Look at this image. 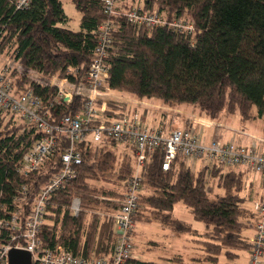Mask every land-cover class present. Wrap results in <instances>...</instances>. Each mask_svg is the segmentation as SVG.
Here are the masks:
<instances>
[{
	"label": "trees",
	"instance_id": "1",
	"mask_svg": "<svg viewBox=\"0 0 264 264\" xmlns=\"http://www.w3.org/2000/svg\"><path fill=\"white\" fill-rule=\"evenodd\" d=\"M72 2L82 14L79 31L65 27L68 19L60 0H31L23 9L16 7L15 0H0V55L18 68L21 65L49 78L86 82L96 32L104 19L103 0ZM139 7L169 21L189 20L196 32L191 35L168 26L139 27L117 20L106 61L109 82L103 90L129 94L140 102L190 105L211 120L238 113L243 121H264V0H143ZM8 79L17 92L32 91L39 97L52 122L83 111L82 98L58 104L56 87L40 84L16 69ZM127 109L124 104L110 102L105 115L119 118ZM15 119L10 112L0 110V218L17 209L26 214L61 166L57 154L36 172H19L25 155L45 134ZM117 146L114 141L79 146L83 162L77 177L47 202L38 235L44 248L63 246L77 256L111 258L117 241L114 215L124 197L121 187L135 167L134 150L126 145L131 153H122L119 158ZM66 147V137L62 136L59 152ZM163 158L162 150L150 156L142 190L148 186L152 194L142 191L134 221L148 213L153 221L174 232L194 234L190 224L173 216L175 206L182 203L195 221L208 227L205 255L190 264H220L221 256L226 264H233L239 257L237 251L251 250L250 240L243 235L253 218L240 196L244 174L217 165L195 171L181 156L164 171ZM212 182L224 190L223 195L212 198ZM24 187L28 196L13 204L15 198L22 197ZM75 199L81 203L78 215L71 211ZM10 233L0 230V243H10ZM181 263L180 258L160 263L132 256L125 264Z\"/></svg>",
	"mask_w": 264,
	"mask_h": 264
},
{
	"label": "built area",
	"instance_id": "2",
	"mask_svg": "<svg viewBox=\"0 0 264 264\" xmlns=\"http://www.w3.org/2000/svg\"><path fill=\"white\" fill-rule=\"evenodd\" d=\"M30 3L31 0H15L18 9L27 8ZM102 12L104 19L96 32L97 44L93 62L86 73V82L73 83L69 79L56 77L47 80L38 72L27 70L21 65L22 68L13 66L20 74L40 84L56 87L58 91L55 101L58 104L69 103L74 97L82 98L84 108L81 113L63 116L52 122L39 97L32 91L17 92L8 79L7 70L0 71V110L10 112L22 123L35 126L45 134L25 155L19 172L24 175L36 172L57 154H60L61 162L59 171L43 185L26 214L17 209L5 218H0V230L11 231V242L0 243V264H8V254L13 248L30 252L33 262L37 264H125L133 256V234L136 228L134 216L140 208L143 173L150 156L157 150L164 153V171H169L177 157L181 156L193 170H196L198 162H203L202 167L239 166L264 179L262 141L245 146L235 142L223 143L215 138L206 144L194 128H174L165 134L163 130L150 128L145 123L138 112L143 107L120 102L114 98L111 90L102 89L109 82L106 61L113 45L117 20H126L139 27L168 26L176 32L191 35L196 32L194 23L185 19L169 21L157 12H146L139 6L128 9L121 5V0H103ZM110 102L124 104L128 109L119 118L110 119L105 115ZM62 136L66 137L67 147L59 152ZM109 141L130 146L135 153L134 173L126 183L121 208L114 215L117 241L113 255L111 258L83 257L63 246L44 248L38 235L47 212V202L52 194L77 177L78 168L83 162L79 146L82 143L102 144ZM23 196H28L27 187L23 188L22 197L13 200V204L20 203ZM80 205L79 199L73 201L71 211L74 215L79 214ZM255 211L258 219L254 226L255 236L251 240L248 264H262L264 256V201L256 202Z\"/></svg>",
	"mask_w": 264,
	"mask_h": 264
},
{
	"label": "rangeland",
	"instance_id": "3",
	"mask_svg": "<svg viewBox=\"0 0 264 264\" xmlns=\"http://www.w3.org/2000/svg\"><path fill=\"white\" fill-rule=\"evenodd\" d=\"M60 1L63 4V8L68 19L65 24V27L73 31H79L81 26V19H82L81 12L76 8L72 0H60ZM121 5L124 6L125 8L131 5H134V7L143 6V0H121ZM13 66L16 67V64L13 63L12 61H9L7 58L3 57L2 55H0V71L6 69L9 75L13 71V69H15L13 68ZM42 77L46 78L47 80L51 79L43 75ZM112 94L113 96L115 95L114 98L120 102H125L130 105L140 106L144 108L162 110V108L160 107L153 106L149 103L140 102L129 94H125V93L121 94V93H113V92ZM150 102L154 104H161V102L156 100H151ZM180 108L187 110L189 112H196L195 110H193V108L190 107L189 108L180 107ZM138 112L142 113V115L145 116V119H147V121L145 122H147L148 126H151V128L153 126L156 128H160L162 123H166L167 126H169L171 121L180 129L187 128L185 127V121L181 118H178L177 120L173 121L171 118H164L161 114H158L154 111L138 110ZM252 114L253 115L256 114L255 108L252 110ZM188 116L190 117V115ZM15 121L17 123H22L18 118H16ZM202 121L205 122L204 119H202ZM221 122L227 124L232 128L245 131L246 133L254 136H264V121L262 119L251 118L250 120L243 121L241 120V117L238 113H234V114H224V116H222L221 118ZM194 130H196L197 134L203 135L202 138L204 142H205L204 140L205 138H210L212 136L209 130L203 126H199V127L195 126ZM230 142H235L237 144L248 146L247 143L245 142H239V143L237 141H230ZM115 149L118 155L120 156L119 158H122V155L124 153L130 152V150L124 144H120L119 147L117 146V148ZM202 165L203 162H198L195 168L196 171L201 170ZM231 170L244 173L245 185H244V189L240 192V196L245 200L243 206L256 215V218L253 219V223L255 225L258 219L257 212L255 211V204L258 201H264V180L258 174L254 173L253 171L247 168H243L239 166L225 168V171H231ZM96 184L100 185L101 183H96ZM212 185H213V189H212L213 193L211 195L212 198L224 194V190L219 186H217V183L212 182ZM125 188H126V183L122 185L121 190L125 191ZM142 191L144 194H152V189H150V187L148 186H144ZM98 215L101 214L98 213ZM173 216L175 218L184 220L185 222L189 223L194 229V232L195 230H197V232L208 231V227L206 226V224H204L203 222L195 221L191 214V210L182 203H179L175 206L173 211ZM243 235L244 237H248V239L251 242L252 238L255 235V229L252 226H249L246 229H244ZM189 237L190 239H197V237L194 235L176 233L172 229L166 227L164 224H161L160 222L157 221H153L152 218L149 216V214L145 213L144 216L142 215L139 218V222L136 223L135 234L133 236L134 238L133 256H135L136 258L142 261L165 263V259L170 257L171 250H178L179 252L182 253L184 260L183 263L181 264H190L192 262L191 260L192 258H201L204 253L202 248L198 247L197 245L186 244V239H189ZM189 245H191V247ZM237 254L239 255V257L235 261L237 264H248L251 256V250L237 251ZM261 262L262 264H264V256L262 257ZM225 263H226V258L224 256H221L220 264H225Z\"/></svg>",
	"mask_w": 264,
	"mask_h": 264
},
{
	"label": "crops",
	"instance_id": "4",
	"mask_svg": "<svg viewBox=\"0 0 264 264\" xmlns=\"http://www.w3.org/2000/svg\"><path fill=\"white\" fill-rule=\"evenodd\" d=\"M156 101H158V100H156ZM144 103H149L153 106L160 107V108H162L163 111L157 110V109L144 108V107H143V109H140V110L154 111L158 114H161L164 118H171L173 121L177 120L178 118H181L185 121V127H187V128H195V126H198V127L203 126V127L207 128L209 130V132L212 134V136L210 138L204 139L206 144H209L215 138H218L223 143H228L230 141H237L238 143L239 142H245V143H247V145H252L253 143H255L257 141H262L264 144V136H254V135L246 133L245 131L232 128V127L228 126L227 124L221 122L222 117L218 120H211V119L205 118L203 116H200L197 111H196L197 113L196 112H189L187 110L180 108V107H187V108L190 107V108H193V110H195V108L193 106L179 105V106L169 107V106L164 105L162 102H161V104H154V103H151L150 101H146ZM140 114L142 115V113H140ZM188 115H190V117ZM191 116H193V117H191ZM142 117H143L144 121H147V119H145V116L142 115ZM202 119H204L205 122H203ZM145 123L147 124V122H145ZM149 127L151 128V126H149ZM152 128L161 129V130H163V132L165 134H169L174 128H178V127L175 124H173V122L171 121L169 126H167L166 123H162L160 128H156L154 126ZM202 137H203V135H202ZM241 173H243V172H241ZM252 214H253V218L251 219V226L254 228L255 225L253 223V219L256 218V215L254 213H252ZM193 231H194V229H193ZM206 233H208V231L207 232H200V231L197 232V230H195L194 234H188V235H194L197 237V239H190V237H189V239H186V244L197 245L198 247L202 248L204 254L201 258H203L205 255L203 242L207 241ZM247 239H248V237H247ZM189 246L191 247V245H189ZM174 257L182 259V263H183L184 260H183L182 253L179 252L178 250H171L170 257L166 258L165 262H168V260H170ZM194 259H198V258H192L191 260L193 261ZM232 263L237 264L236 262H232Z\"/></svg>",
	"mask_w": 264,
	"mask_h": 264
},
{
	"label": "water",
	"instance_id": "5",
	"mask_svg": "<svg viewBox=\"0 0 264 264\" xmlns=\"http://www.w3.org/2000/svg\"><path fill=\"white\" fill-rule=\"evenodd\" d=\"M8 264H33V256L26 250L13 248L8 254Z\"/></svg>",
	"mask_w": 264,
	"mask_h": 264
},
{
	"label": "bare ground",
	"instance_id": "6",
	"mask_svg": "<svg viewBox=\"0 0 264 264\" xmlns=\"http://www.w3.org/2000/svg\"><path fill=\"white\" fill-rule=\"evenodd\" d=\"M13 63H14V62H13ZM19 68H21V66H20Z\"/></svg>",
	"mask_w": 264,
	"mask_h": 264
}]
</instances>
